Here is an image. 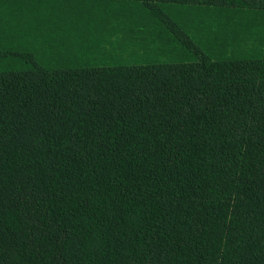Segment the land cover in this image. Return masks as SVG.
<instances>
[{"label": "trees", "instance_id": "1", "mask_svg": "<svg viewBox=\"0 0 264 264\" xmlns=\"http://www.w3.org/2000/svg\"><path fill=\"white\" fill-rule=\"evenodd\" d=\"M177 42L174 62L0 71V264H264V52Z\"/></svg>", "mask_w": 264, "mask_h": 264}, {"label": "rangeland", "instance_id": "2", "mask_svg": "<svg viewBox=\"0 0 264 264\" xmlns=\"http://www.w3.org/2000/svg\"><path fill=\"white\" fill-rule=\"evenodd\" d=\"M169 1L158 19L135 0H0V71L21 55L48 69L180 61L181 34L218 59L264 52V9L241 4L264 0Z\"/></svg>", "mask_w": 264, "mask_h": 264}, {"label": "crops", "instance_id": "3", "mask_svg": "<svg viewBox=\"0 0 264 264\" xmlns=\"http://www.w3.org/2000/svg\"><path fill=\"white\" fill-rule=\"evenodd\" d=\"M257 3V2H256Z\"/></svg>", "mask_w": 264, "mask_h": 264}]
</instances>
